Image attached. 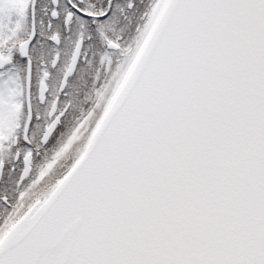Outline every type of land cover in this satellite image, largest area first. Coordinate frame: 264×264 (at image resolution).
Returning a JSON list of instances; mask_svg holds the SVG:
<instances>
[{"label": "snow or ice", "instance_id": "1", "mask_svg": "<svg viewBox=\"0 0 264 264\" xmlns=\"http://www.w3.org/2000/svg\"><path fill=\"white\" fill-rule=\"evenodd\" d=\"M0 264H264V0H0Z\"/></svg>", "mask_w": 264, "mask_h": 264}]
</instances>
